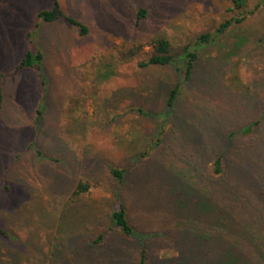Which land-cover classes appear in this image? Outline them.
I'll use <instances>...</instances> for the list:
<instances>
[{
    "label": "rangeland",
    "instance_id": "1",
    "mask_svg": "<svg viewBox=\"0 0 264 264\" xmlns=\"http://www.w3.org/2000/svg\"><path fill=\"white\" fill-rule=\"evenodd\" d=\"M132 1L59 0L88 28L80 35L38 21L51 0H0V72L28 32L43 54V79L33 69L0 77V264H81L120 203L154 261L264 264V0L219 33L237 15L231 0ZM136 5L147 11L139 24ZM157 37L175 61L139 67ZM186 46L197 53L188 80ZM110 166L126 170L119 193ZM78 181L88 191L71 198ZM107 234L110 247L123 243ZM136 241L126 264H137Z\"/></svg>",
    "mask_w": 264,
    "mask_h": 264
},
{
    "label": "trees",
    "instance_id": "2",
    "mask_svg": "<svg viewBox=\"0 0 264 264\" xmlns=\"http://www.w3.org/2000/svg\"><path fill=\"white\" fill-rule=\"evenodd\" d=\"M133 2L132 0H130ZM232 6L231 8L236 12V16L233 20H227L224 21V23H221V25L216 28L215 33H219L222 30L227 28L232 22H241L244 19H246L247 15L251 13V11H246V6L248 3V0H231ZM146 9L144 7H141L139 5H136V12H135V22L139 24L142 19L146 16ZM36 18L38 21L41 22H55L57 20H64L65 22L73 25L76 28V31L80 35H84L87 33V27L77 18L68 16L63 8L61 7L59 0H51L50 8L47 9H40L36 13ZM39 22L35 23V27L37 28ZM32 32H28L26 34V48L23 52V54L19 57L18 61L14 64L12 67V70L8 73L6 72H0V77L2 76H9L13 73H17L20 70L25 69H33L35 72H37L38 76L43 79L41 73H40V67L41 62L43 59V54L41 50L39 49V45L37 42V31L34 36V39L32 40L31 34ZM209 33H204L200 35L197 38L196 43L199 42H207L210 38ZM38 45V46H37ZM149 45L151 46L152 53L151 55L143 61H140L138 63L139 67H147L149 65H167L175 61V58L171 52L170 42L165 37H157L153 38L149 41ZM188 46L184 49L185 51V80H188L192 73L195 66V60L197 59V53L194 50H188ZM33 71V72H34ZM178 86L179 84H175L168 92L166 105L167 108H173L175 105V100L177 99L178 95ZM2 89H3V83L0 82V108L2 104ZM40 116V113L37 112L36 119ZM220 157H216L214 161V173H216L217 176L219 173L222 172V168L220 165ZM110 174L114 177L115 182L118 186V193L120 187L124 184V178H125V172L126 170L124 167H114L110 166L108 168ZM218 187H220V182L217 183ZM88 184L86 182L78 181L71 194V198H76L80 196L81 194L88 191ZM223 205L225 204L222 203ZM220 203L216 202V208H219ZM125 205L123 203H120L117 208L112 209L110 211L109 215V226L107 227V231H99L92 237H89L86 242V255L84 254V257L78 258L76 257V262L79 260V262H83V264H126L127 262V254H129V247H132V242L134 241L139 243L138 252L139 257L137 259V264H182V258L178 257L176 254H170L168 256H164L165 258H160L158 261H154L151 258V255L149 254L150 247L148 245V242L144 238L145 236L142 235V237L137 238L138 233L136 230H134L133 225L131 224L129 217H128V211L124 207ZM117 229L119 233V238L122 239L123 243H121L118 247H110L109 244L111 241L108 239V231L112 229ZM162 234V233H161ZM9 234L6 231V229L2 226H0V236L1 237H7ZM169 236V235H168ZM169 238V237H168ZM171 239V238H170ZM172 240V239H171ZM173 244L175 241H172ZM155 245V244H154ZM86 256L85 261L84 258ZM74 264V263H72Z\"/></svg>",
    "mask_w": 264,
    "mask_h": 264
},
{
    "label": "crops",
    "instance_id": "3",
    "mask_svg": "<svg viewBox=\"0 0 264 264\" xmlns=\"http://www.w3.org/2000/svg\"><path fill=\"white\" fill-rule=\"evenodd\" d=\"M2 83H4V82H2ZM2 94H3V89H2ZM3 97H4V96H3ZM3 97H2V98H3ZM2 98H1V99H2ZM2 102H3V99H2ZM2 106H3V105L1 104V108H2Z\"/></svg>",
    "mask_w": 264,
    "mask_h": 264
}]
</instances>
